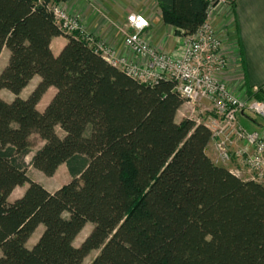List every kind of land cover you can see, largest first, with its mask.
<instances>
[{
    "label": "trees",
    "instance_id": "trees-1",
    "mask_svg": "<svg viewBox=\"0 0 264 264\" xmlns=\"http://www.w3.org/2000/svg\"><path fill=\"white\" fill-rule=\"evenodd\" d=\"M66 1L0 0V58L9 52L0 92L14 95L0 96V264H84L93 251L91 264H264V184L211 160L210 129L177 121L185 100L174 82L140 84L62 33L49 6ZM157 3L177 37L208 22L211 0ZM60 36L68 42L56 56ZM50 88L57 92L41 111ZM248 95L264 102L260 90ZM34 135L43 145L31 166L53 177L67 164L72 175L54 193L28 174Z\"/></svg>",
    "mask_w": 264,
    "mask_h": 264
},
{
    "label": "crops",
    "instance_id": "crops-1",
    "mask_svg": "<svg viewBox=\"0 0 264 264\" xmlns=\"http://www.w3.org/2000/svg\"><path fill=\"white\" fill-rule=\"evenodd\" d=\"M61 5L67 8L71 15L78 17L87 32L94 35L98 41L103 42L119 55L130 57L137 62L140 59L132 56L124 43L127 17L131 13L142 14L149 21L151 26L146 39L152 47L171 53L176 51L181 43L182 38L175 36L174 29L163 22L157 0H67ZM209 22L222 40L223 53L227 59V67L218 73L219 80L227 84L239 97H249V90H260L264 95V0H223L210 12ZM67 42L68 39L65 36L54 38L51 42L54 55H59ZM4 54L7 63L9 59L7 49L3 50L1 58ZM34 80V86L25 93ZM39 82L40 78L35 77L20 96L27 98ZM56 92L55 88L47 91L38 105L39 110L43 111L48 106ZM11 96L8 102L14 99V95L11 94ZM42 103H44L43 107L40 106ZM185 118L203 124L211 131H217L221 127L220 121L211 112L210 105L206 101L198 105H183L177 113V121L180 122ZM240 123L250 131L264 130L262 128L264 125L248 113L241 116ZM218 143L219 137L212 136L206 149L211 160L238 177L249 180L248 170L242 160L236 157L237 151L243 147L244 143L233 142L230 147L232 158L228 162L221 159ZM40 174L44 175L41 172ZM46 178H52L51 185L58 186L50 189L47 183L40 180L34 181L43 185L51 193L73 179L67 164H62L53 177ZM18 188H22L21 195L12 201L22 197L28 185L16 189ZM43 230L44 227L40 226L30 240L39 231L36 243Z\"/></svg>",
    "mask_w": 264,
    "mask_h": 264
},
{
    "label": "built area",
    "instance_id": "built-area-1",
    "mask_svg": "<svg viewBox=\"0 0 264 264\" xmlns=\"http://www.w3.org/2000/svg\"><path fill=\"white\" fill-rule=\"evenodd\" d=\"M223 0H211L210 12ZM49 9L62 33L84 40L108 63L118 68L140 84L154 86L162 80L172 81L184 105H198L206 101L221 127L211 131L219 137L218 150L224 162L231 160L233 142H244L236 157L248 170L249 178L264 184V134L249 132L239 123L240 117L251 114L264 119V102L250 97H239L223 81L218 73L225 70L227 59L223 43L215 28L206 22L194 35L181 37L174 52L159 51L146 39L150 23L144 15L131 13L127 17L124 43L130 54L140 61L119 55L112 48L87 32L78 17L71 15L61 4ZM209 12V14H210Z\"/></svg>",
    "mask_w": 264,
    "mask_h": 264
},
{
    "label": "rangeland",
    "instance_id": "rangeland-1",
    "mask_svg": "<svg viewBox=\"0 0 264 264\" xmlns=\"http://www.w3.org/2000/svg\"><path fill=\"white\" fill-rule=\"evenodd\" d=\"M67 9V8H66ZM68 11V9H67ZM5 54L4 56L0 59V74L1 72L4 70V68L6 67L7 63L5 62ZM227 67V66H226ZM35 84V80L28 86V90H26L25 93H27ZM0 96L4 99V100H7L9 101L12 96H11V93L6 91V90H3L0 92ZM44 103H42L40 106L43 107ZM251 115V114H250ZM253 116V115H251ZM255 118H257V120H259V122H261L263 125H264V119L261 118V117H258V116H253ZM241 118V117H240ZM239 123H240V120H239ZM241 125V123H240ZM242 126V125H241ZM243 127V126H242ZM264 129V126L262 127ZM244 129H246L244 127ZM247 130V129H246ZM59 135H63V132L58 129L57 130ZM249 132H252V131H258V132H261L264 134V130H248ZM244 143V142H243ZM43 145L42 141L38 138V136L34 135L32 138H31V153L25 158V161L26 163L28 164V174L29 176L33 179V180H40L42 181L43 183H47V185H49V188L50 189H55L56 186L58 185H51V183H53L52 181V178L49 179V178H46L44 175L42 176L40 174V172H38L37 170H35L33 167H31V160H32V157L34 155V153L36 152V150H38L41 146ZM249 177V175H248ZM21 191H22V188H18L15 190V192L12 194V196L10 197V200L12 201L13 199L19 197L21 195ZM93 229V225L92 224H87L85 226V228L83 229V231L79 234V236L76 238L75 240V246L76 247H79L83 242L84 240L87 238V236L91 233ZM42 232V231H41ZM39 236V231L36 233V235L34 236V238H32V240H30V242L28 243V247H32L36 241V239L38 238ZM99 252L98 251H93L84 261V264H91L93 262V260L98 256ZM2 256V252L0 251V257Z\"/></svg>",
    "mask_w": 264,
    "mask_h": 264
}]
</instances>
